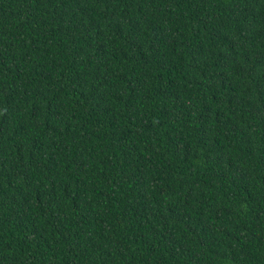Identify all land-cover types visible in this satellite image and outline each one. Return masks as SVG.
I'll list each match as a JSON object with an SVG mask.
<instances>
[{"label":"trees","instance_id":"obj_1","mask_svg":"<svg viewBox=\"0 0 264 264\" xmlns=\"http://www.w3.org/2000/svg\"><path fill=\"white\" fill-rule=\"evenodd\" d=\"M0 264H264V0H0Z\"/></svg>","mask_w":264,"mask_h":264}]
</instances>
